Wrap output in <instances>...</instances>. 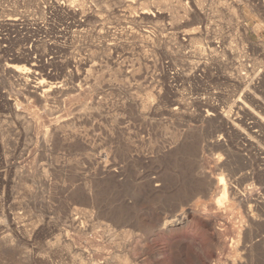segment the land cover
Returning <instances> with one entry per match:
<instances>
[{"label":"rangeland","instance_id":"rangeland-1","mask_svg":"<svg viewBox=\"0 0 264 264\" xmlns=\"http://www.w3.org/2000/svg\"><path fill=\"white\" fill-rule=\"evenodd\" d=\"M255 101L257 0H0V264H264Z\"/></svg>","mask_w":264,"mask_h":264},{"label":"bare ground","instance_id":"bare-ground-1","mask_svg":"<svg viewBox=\"0 0 264 264\" xmlns=\"http://www.w3.org/2000/svg\"><path fill=\"white\" fill-rule=\"evenodd\" d=\"M57 2V1H56ZM67 4V3H65ZM68 5V4H67ZM61 8L62 10L63 9H66L67 8L69 10H73L70 6L69 7H59ZM76 10V9H75ZM144 13H147L146 11H144ZM139 15V14H138ZM137 15V16H138ZM142 16V15H141ZM146 17V16H145ZM159 17V16H158ZM150 18V17H149ZM152 18V17H151ZM150 18V19H151ZM155 18V17H154ZM30 56V55H29ZM39 57V56H37ZM39 59V58H38ZM42 61V60H41ZM84 63V62H83ZM43 64V63H42ZM79 64V63H78ZM81 64V63H80ZM38 65V64H37ZM83 65V64H82ZM41 66V65H40ZM79 66V65H78ZM81 66V65H80ZM38 67V66H37ZM43 67V66H42ZM32 70V69H31ZM42 71V70H41ZM48 76V75H47ZM19 79L22 83H24L25 85V88H26V94L28 96H32V97H35L37 98L38 100L40 101H47L50 96L53 94H56L58 92H61L63 91V89L61 88V86H56V85H53L49 82H44L43 81V78L44 77L40 71L38 70H35V71H30L29 73L25 74V73H20L19 76H18ZM46 78V77H45ZM49 78V77H48ZM45 80V79H44ZM65 89V88H64ZM66 90V89H65ZM246 93V92H245ZM244 93V94H245ZM245 96V95H244ZM247 96V95H246ZM253 96V95H252ZM251 96V97H252ZM27 97V96H26ZM253 98V97H252ZM260 99V98H259ZM256 104L258 105L260 111L259 113L255 114L254 115L256 116L257 120H258V124L256 126H250L251 127H246L245 129L241 130V134L242 136L244 137V139H246V143L248 142V144L254 148L255 144H257L256 140L258 139V131L257 128H261V129H264V104H260L258 101H255ZM234 107L237 109V110H240L241 112H245L249 106L247 105V103L245 101H242L241 99H239L238 101L235 102L234 104ZM251 109V108H249ZM249 111V110H247ZM246 111V112H247ZM207 113V112H206ZM229 113V112H228ZM232 113V112H231ZM230 113V114H231ZM248 113V112H247ZM206 115V114H205ZM222 115V114H221ZM229 115V114H228ZM246 115V114H245ZM253 115V114H252ZM212 116H215L214 113H208L207 117L208 118H211ZM220 116V115H219ZM216 117V116H215ZM254 117V116H252ZM222 118V117H220ZM255 118V119H256ZM229 119V118H228ZM256 121V120H255ZM260 122V123H259ZM253 123V122H252ZM262 123V125H261ZM226 124V123H225ZM53 126V125H52ZM231 126V125H230ZM233 126V125H232ZM240 126V125H239ZM238 126V127H239ZM230 128V127H229ZM52 129V128H51ZM50 129V130H51ZM57 132V131H56ZM238 132V133H240ZM242 138V137H241ZM261 139V138H259ZM264 139V138H263ZM242 142V141H241ZM261 142H262V139H261ZM222 146H224L223 143H220ZM260 145V144H259ZM243 146V145H242ZM256 147V146H255ZM264 147V146H263ZM260 151V155L262 156V158H264V148H261V147H257ZM253 150V149H252ZM256 151V150H255ZM254 151V152H255ZM104 161V160H103ZM263 161V160H262ZM254 170V169H253ZM261 170V169H260ZM264 181V180H263ZM262 183V182H261ZM253 184V183H251ZM225 186V185H224ZM254 186V185H253ZM229 191L231 193V195L233 196V199L235 200V202L237 201L238 204H241L243 205L244 207H246L247 205L251 208H255L257 210H260L262 212H264V196L262 195V193L260 192H257L254 188H251L249 187L248 189H245V188H238L237 186H230L229 187ZM189 205H192V204H189ZM198 205V204H197ZM234 206V205H232ZM187 207V206H186ZM236 207V206H235ZM197 208V206H196ZM231 209V208H230ZM244 209V208H243ZM242 209V210H243ZM197 210V209H195ZM180 211V210H179ZM250 211V210H249ZM249 211H246V218H248L250 221L256 223V222H263V220L261 218H258V217H254L251 213H249ZM192 213V209H188V210H185L183 209L182 213L178 215V219H181V218H187L190 214ZM176 214V213H175ZM178 214V213H177ZM175 216V215H174ZM173 216V218H174ZM207 216V215H206ZM212 216V215H211ZM214 216H212L211 218L213 219ZM172 218V219H173ZM215 218V217H214ZM238 219V218H237ZM202 220V219H201ZM200 220V221H201ZM217 220V219H216ZM222 220V218H221ZM72 221V224L75 222L73 219L71 220ZM176 221V220H175ZM205 221V220H203ZM215 221V220H214ZM167 223V221H166ZM204 223V222H203ZM207 223V222H205ZM208 224V223H207ZM215 225V224H214ZM223 225V223H222ZM257 225V224H256ZM181 226V225H180ZM207 226V225H205ZM227 226V225H226ZM212 229V228H211ZM176 230V229H175ZM220 230V229H219ZM80 231V230H79ZM84 231V230H83ZM172 231V230H171ZM217 231V230H216ZM212 232V231H211ZM77 234V233H76ZM215 234V233H214ZM79 235V234H78ZM88 236V235H87ZM126 236V239L128 237V240H129V236L125 235ZM216 236V235H215ZM214 236V237H215ZM108 239V238H107ZM258 242L260 240H257ZM60 242H62L60 240ZM257 242V243H258ZM67 245H70V243H68ZM192 255V254H191ZM177 258V257H176ZM130 258L127 254L123 255L121 258H119V264H130ZM182 262V261H181ZM180 263V262H179ZM184 263V262H182Z\"/></svg>","mask_w":264,"mask_h":264},{"label":"built area","instance_id":"built-area-1","mask_svg":"<svg viewBox=\"0 0 264 264\" xmlns=\"http://www.w3.org/2000/svg\"><path fill=\"white\" fill-rule=\"evenodd\" d=\"M257 4L260 6V8L262 9L264 13V0H257Z\"/></svg>","mask_w":264,"mask_h":264}]
</instances>
